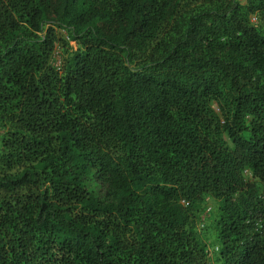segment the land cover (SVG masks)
<instances>
[{"label": "trees", "instance_id": "trees-1", "mask_svg": "<svg viewBox=\"0 0 264 264\" xmlns=\"http://www.w3.org/2000/svg\"><path fill=\"white\" fill-rule=\"evenodd\" d=\"M0 264H264V0H0Z\"/></svg>", "mask_w": 264, "mask_h": 264}, {"label": "rangeland", "instance_id": "rangeland-1", "mask_svg": "<svg viewBox=\"0 0 264 264\" xmlns=\"http://www.w3.org/2000/svg\"><path fill=\"white\" fill-rule=\"evenodd\" d=\"M59 58V56H57ZM214 106L216 107V109L218 110V107L216 104H214ZM208 205V206H207ZM207 209L209 207L213 208L211 211V215L209 216V219L206 223V228L203 230V235L205 237V240L210 243V249L213 251L214 250V245L216 243V234L213 230V228L211 227L210 223L212 222V219L214 218L215 214H216V208H217V202L214 199H208L207 201Z\"/></svg>", "mask_w": 264, "mask_h": 264}, {"label": "built area", "instance_id": "built-area-1", "mask_svg": "<svg viewBox=\"0 0 264 264\" xmlns=\"http://www.w3.org/2000/svg\"><path fill=\"white\" fill-rule=\"evenodd\" d=\"M210 210V208H208V210H207V212ZM203 218H205V215L203 216ZM204 225H205V223H204V221L201 223V225H200V227L202 228V227H204ZM218 249V248H217Z\"/></svg>", "mask_w": 264, "mask_h": 264}]
</instances>
